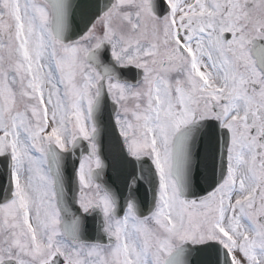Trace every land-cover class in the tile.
I'll return each mask as SVG.
<instances>
[{
	"label": "snow or ice",
	"instance_id": "obj_1",
	"mask_svg": "<svg viewBox=\"0 0 264 264\" xmlns=\"http://www.w3.org/2000/svg\"><path fill=\"white\" fill-rule=\"evenodd\" d=\"M0 264H264V0H0Z\"/></svg>",
	"mask_w": 264,
	"mask_h": 264
}]
</instances>
